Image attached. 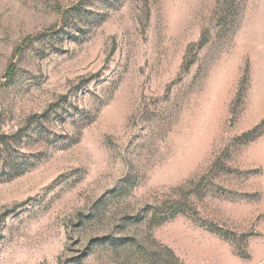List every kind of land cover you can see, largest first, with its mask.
Returning a JSON list of instances; mask_svg holds the SVG:
<instances>
[{"label": "rangeland", "instance_id": "obj_1", "mask_svg": "<svg viewBox=\"0 0 264 264\" xmlns=\"http://www.w3.org/2000/svg\"><path fill=\"white\" fill-rule=\"evenodd\" d=\"M0 264H264V0H0Z\"/></svg>", "mask_w": 264, "mask_h": 264}]
</instances>
